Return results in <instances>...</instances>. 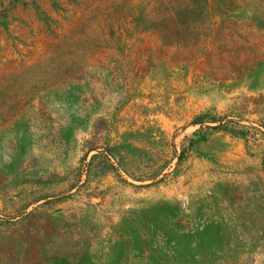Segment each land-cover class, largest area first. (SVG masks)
Returning a JSON list of instances; mask_svg holds the SVG:
<instances>
[{"label":"rangeland","instance_id":"obj_1","mask_svg":"<svg viewBox=\"0 0 264 264\" xmlns=\"http://www.w3.org/2000/svg\"><path fill=\"white\" fill-rule=\"evenodd\" d=\"M185 1L0 0V264H264V0Z\"/></svg>","mask_w":264,"mask_h":264},{"label":"trees","instance_id":"obj_2","mask_svg":"<svg viewBox=\"0 0 264 264\" xmlns=\"http://www.w3.org/2000/svg\"><path fill=\"white\" fill-rule=\"evenodd\" d=\"M223 2L225 0H217ZM229 1V0H228ZM206 0H186L182 6H173L171 12V22L175 25L187 26L196 23L203 15ZM218 13H223V7H220ZM204 119H209L211 122L218 123L212 126L214 129L224 130L230 132L232 135L247 139L248 130H245V126L240 125L237 122L223 121L219 117L203 114L195 118L194 123L202 124ZM245 127V128H244ZM248 128V127H247Z\"/></svg>","mask_w":264,"mask_h":264}]
</instances>
